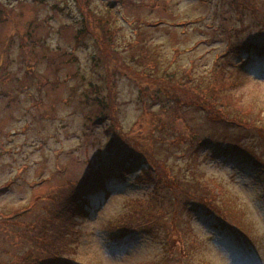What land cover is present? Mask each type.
Returning a JSON list of instances; mask_svg holds the SVG:
<instances>
[{
	"label": "rangeland",
	"instance_id": "obj_1",
	"mask_svg": "<svg viewBox=\"0 0 264 264\" xmlns=\"http://www.w3.org/2000/svg\"><path fill=\"white\" fill-rule=\"evenodd\" d=\"M111 1L90 0L92 11L83 14L92 26L95 15L104 14ZM134 1L142 8L128 3L111 8L116 16L112 27L117 29L118 50L137 36L135 18L141 17L164 69L180 72V77L190 71L187 78L196 85L199 81V89L213 98L214 90L207 88L206 80L214 79L216 63L223 62L232 70L229 63L238 65L243 60L241 54H228L227 47L228 35L244 37L242 32L232 31L231 25L240 27L237 15H227L225 7H218V0ZM152 4L156 7L151 8ZM84 8L76 0H0V264H27L19 258L31 249L37 252L30 229L47 216L50 197L67 181L79 180L87 161L100 155L110 142V133H123L125 140L127 137L141 142L144 150L149 148V132L156 123L146 109H159L161 100H145L134 83L120 75L122 60L115 47L114 52H108L107 61L112 72L113 64L119 67L113 82L116 103L111 115L119 125L87 118L93 113L84 110L81 101L85 86L89 87L88 78L93 77L91 68L96 67L98 55L99 66H106L107 61L94 48L99 28L94 29V37H79L84 29L80 25L84 23ZM244 15V24H251L253 18L246 12ZM77 38L82 39L77 42ZM121 53L129 62V53ZM244 68L248 74L239 67L238 84L227 93L220 92V98L229 101L225 111L230 116L251 110L252 117L264 122V79L255 78L257 67ZM106 83L107 78L99 82ZM194 112L183 113L184 119L172 123L173 132L191 138L193 129L199 138L209 141L198 142L195 148L185 144L180 149L156 146L158 164L154 168L167 170L161 181L179 182L184 188L191 184L187 155L198 153L197 170L205 175L201 180L220 188L214 205L238 211L231 217L249 240L240 228L223 227L217 216L197 209L189 198L174 202L171 189L161 181L157 184L158 178L137 184V172L127 181H109L113 187L109 197H91L93 211L76 220L77 244L69 255L72 264H264V142L251 131L226 125V121H211L207 117L210 111ZM184 120L194 127L189 129ZM9 132L11 136L6 135ZM139 202L147 205L146 210L139 208ZM137 209L162 218L132 239H119L112 225L122 226L124 218Z\"/></svg>",
	"mask_w": 264,
	"mask_h": 264
},
{
	"label": "trees",
	"instance_id": "obj_2",
	"mask_svg": "<svg viewBox=\"0 0 264 264\" xmlns=\"http://www.w3.org/2000/svg\"><path fill=\"white\" fill-rule=\"evenodd\" d=\"M110 1L106 0V3ZM76 2L85 7L82 10L83 12H81L82 14H88V11H92L90 9V0H76ZM116 3H128L135 8H142V5L134 0H112L104 14L95 15L93 26L83 14L84 23L80 25L84 29L80 31L79 37L87 35L94 37L96 34L94 29L99 28L100 33L98 31L99 35L95 38L94 48L98 52H101L107 61L108 52H114L113 47H115L116 53L122 60L120 75L129 78L134 83V88L138 91L139 95L145 100L148 97L161 100L159 109H157L158 112L157 110L152 111L154 109L152 108L153 106L146 109L150 114L152 113L151 116L156 123V126L153 125L152 130L149 132L151 136L147 140L149 148L144 150L141 142H132L127 137L125 140V137L122 136L123 133H121L122 135L114 136L109 131L106 132L105 135H109L110 133L109 138L111 140L104 150L100 151V155L95 156L94 159L87 161V169L80 175L78 181H67L65 187L60 188L56 196L50 197L51 204L46 208L47 216L39 219L31 227L30 231L35 238L34 245L37 248V252L31 249L19 258L20 261H25L27 264H72L69 255L73 253V245L75 247L77 244L76 220L79 217L89 216L93 211L92 196L109 197L111 189H113L109 181L113 179L127 181L135 177L137 172L138 174L134 179V182L137 184L154 182L156 180L155 177L159 179L157 181V184H159L161 181L160 176L166 175L167 170L164 167H161V170L154 168L158 164L155 158L156 152L154 151L156 146L162 147L161 149H164L165 145L180 149V145L185 144L191 148H195L196 146L194 145L196 143L199 142V145H202L209 141L204 139L206 137L199 138L200 136L192 129L194 126L191 127L190 122L188 123L187 120L184 121H187L188 128L192 129L190 130L192 132L191 138L186 137L188 134H175L173 132L174 127L172 123H176L179 118L184 119L183 113L190 115V112L195 113L194 109L202 110L203 112L210 111L209 113L211 114L207 117L211 121H226L228 123L226 125H234L245 131H251L264 142V122L259 118L252 117L251 110H246L247 113L245 115L230 116L225 111L230 106L229 101H227L226 97L224 99L220 98V92L226 91L227 93L228 90L238 84L236 74L241 71L239 67H242L243 72L246 74L248 72L244 67H251L252 69L257 67L258 70H254L255 78L260 77L264 79V0H218V7H225L224 12L227 15L231 17L237 15L238 17L240 27L231 25V27H234L232 31L242 32L244 37L240 38L236 36L233 39L231 35H228L227 47L229 48L228 54L229 52H233L236 56H240L241 54L243 55V60L239 61L238 65L229 63L232 70H228L227 66L223 65V62L216 63L217 69L213 76L214 79L210 82L206 80L207 88L212 91L214 90L213 98H208L206 93L199 89V81L196 85L193 79L187 78L190 75V71L182 73L180 77V72H172L170 68L168 70L164 69L160 61V52L149 42L150 39L147 38L148 34L146 33L149 29L142 27L141 23H145L142 22L139 16L135 18V23L138 26L137 36L130 38L131 41H127L126 45H123L121 48V51L124 53H129V62H127L115 45L117 29L116 27L113 28L112 24L115 23L114 17L116 16L112 13L111 8ZM154 5L152 4L150 7H156ZM245 12L253 18V22L249 25L244 24ZM246 32H248V35ZM253 32L255 36H253ZM125 37L123 36V40ZM82 38H77V42ZM133 40H136V42H133ZM99 57L101 56L98 55V60L96 61L95 56L92 55L91 59L94 62L96 61V67L94 69L91 68V72L93 73L92 79L87 77L89 87L86 88L85 86L86 91L82 94L84 99L81 101V105L84 110L90 111L91 114L93 113L91 116L87 114V118H90L91 121L98 119L97 121H102V124L116 122L119 125L118 119L111 116L113 115L116 103L113 82L117 81L116 72L119 67L116 68V64H113L115 69L112 72L108 61L106 66L104 64H100L101 66H99ZM226 63L228 65V62ZM146 65L148 68H146ZM98 67L101 69L100 72H96ZM141 70L144 71L145 77L141 75ZM177 74L178 76H176ZM105 78H107V83L99 84ZM145 81H148L150 84H143ZM156 86H159V88ZM144 99H141L142 104H146ZM166 113L168 118L164 119ZM154 128L155 130H153ZM105 130L106 127L104 126L103 132ZM155 131H157L158 135H154ZM6 135L11 136L12 134L9 132ZM215 147L221 148L219 146ZM187 156L190 160L188 173L191 176L189 178L191 184L183 188L179 185V182L177 184L175 181L169 182L167 179L162 180L160 184L166 183L167 187L171 189L174 195V202H181L183 198H189L191 205L217 216L223 227H229L234 231H238L240 228L243 235L248 239L246 233L244 234L241 227H239L240 223L231 217L232 214L238 211L228 208L224 210L214 205L215 198L220 194V188L215 183L210 185L201 180L203 176L205 178V175L197 170L199 154L194 152ZM208 182L213 181L209 180ZM144 204V202H139V208L143 207L146 210L147 205L144 206ZM161 218V215H148L142 209H137L128 218H124L126 221L122 226L112 225L111 229L121 240H124L126 237L132 239L142 229H145L146 226L156 223ZM174 218L177 219V217ZM245 244L248 245V243H243V246ZM249 247L250 251L253 250L251 245Z\"/></svg>",
	"mask_w": 264,
	"mask_h": 264
}]
</instances>
